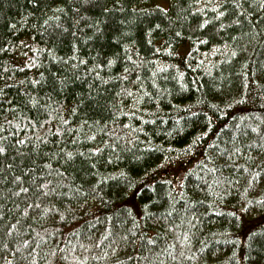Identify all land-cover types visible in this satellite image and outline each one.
<instances>
[{"label": "trees", "instance_id": "1", "mask_svg": "<svg viewBox=\"0 0 264 264\" xmlns=\"http://www.w3.org/2000/svg\"><path fill=\"white\" fill-rule=\"evenodd\" d=\"M164 1L0 0V264H264V0Z\"/></svg>", "mask_w": 264, "mask_h": 264}, {"label": "rangeland", "instance_id": "2", "mask_svg": "<svg viewBox=\"0 0 264 264\" xmlns=\"http://www.w3.org/2000/svg\"><path fill=\"white\" fill-rule=\"evenodd\" d=\"M160 2H162V3L165 4V5H168V2H167V4H166V2H165L164 0H160ZM163 7L166 8V6H163Z\"/></svg>", "mask_w": 264, "mask_h": 264}]
</instances>
